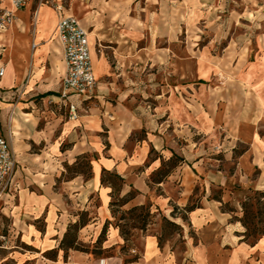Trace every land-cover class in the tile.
<instances>
[{
    "label": "rangeland",
    "instance_id": "1",
    "mask_svg": "<svg viewBox=\"0 0 264 264\" xmlns=\"http://www.w3.org/2000/svg\"><path fill=\"white\" fill-rule=\"evenodd\" d=\"M60 2L90 35L95 85L67 125L57 84L29 98L44 111L39 126L59 118L29 155L5 130L15 171L0 185V264H264V234L243 241L235 220L246 196L264 190V0ZM40 5L58 18L28 4ZM65 128L85 152L62 150ZM85 154L90 179L70 168ZM103 167L123 177L113 191ZM79 221L80 250L58 249Z\"/></svg>",
    "mask_w": 264,
    "mask_h": 264
},
{
    "label": "crops",
    "instance_id": "2",
    "mask_svg": "<svg viewBox=\"0 0 264 264\" xmlns=\"http://www.w3.org/2000/svg\"><path fill=\"white\" fill-rule=\"evenodd\" d=\"M33 9L27 5L17 11L10 27L5 31L0 30V69L3 70L0 77V96L3 95V99H0V123L4 130L8 129L11 133L13 148L18 156L29 155L33 144L38 145L51 137V129L59 121V118L47 119L43 126H39L41 108L29 99L44 94L51 89L52 84H57L59 88L64 71L63 49L56 27L57 16L41 5ZM32 12L38 16L35 22L26 20ZM8 60L9 65L4 67L3 63ZM7 93L10 98L12 96V100L15 96L19 99L12 102L4 100ZM79 118H70L64 125L79 122ZM78 134L67 132L66 128L58 134L59 139L71 144L66 149L69 153L80 154L87 150L81 145L83 142ZM53 148L60 150V142ZM92 184L95 187L96 181ZM134 198L126 203H131Z\"/></svg>",
    "mask_w": 264,
    "mask_h": 264
},
{
    "label": "built area",
    "instance_id": "3",
    "mask_svg": "<svg viewBox=\"0 0 264 264\" xmlns=\"http://www.w3.org/2000/svg\"><path fill=\"white\" fill-rule=\"evenodd\" d=\"M33 0H0V30L7 29L15 17V12ZM58 13L57 34L63 49L64 71L59 80L57 99L69 111V117H79V104L88 98L95 85L92 63L91 39L87 30L72 14L63 13L60 0H40ZM3 70L0 69V75ZM15 171V159L8 134L0 124V185L11 183ZM100 264H105L102 260Z\"/></svg>",
    "mask_w": 264,
    "mask_h": 264
},
{
    "label": "trees",
    "instance_id": "4",
    "mask_svg": "<svg viewBox=\"0 0 264 264\" xmlns=\"http://www.w3.org/2000/svg\"><path fill=\"white\" fill-rule=\"evenodd\" d=\"M67 149L65 146L62 147V150ZM80 160V161H79ZM78 167V168H77ZM70 168L75 171L76 175L82 174L86 177V179H90L92 177V161L91 158L88 155H81L79 156L76 161L70 166ZM79 168H87V170L82 169L81 171H78ZM169 173V172H168ZM166 173V174H168ZM72 178V176H71ZM108 182L110 186L112 187V191L116 189L117 183L121 185L123 183V177H121L117 172L115 171H109L106 168H102V172L100 175V182ZM154 182H161L162 179H154ZM121 182V183H120ZM121 187V186H120ZM122 202L121 205L125 204L130 198H121ZM111 205L113 206L114 203L111 202ZM198 205H186V211H192L194 210ZM147 207L145 205H139L134 206L131 211H135L140 209L141 211L145 210ZM242 208V216L235 217L236 221L241 222V224L244 226V231L242 232V240L250 242L251 244H255L258 239L262 237L264 234V190H254L252 194L247 195L245 200L241 203ZM225 211H231L234 212V209H229ZM142 212H140L141 217ZM164 220L166 224L178 227V225L170 220H168L166 217H164ZM84 223L75 222L72 223L68 229L66 230L61 243L58 247V249L68 250V249H79L78 245H76V238H71L72 231L75 229L77 230L81 225ZM107 232V222L104 223L103 228L101 230V233L98 237V240L101 241L105 239V235ZM123 234V233H122ZM251 240V241H249ZM54 252L53 255L48 256L51 259H54L56 257V250H52ZM86 251V250H85Z\"/></svg>",
    "mask_w": 264,
    "mask_h": 264
},
{
    "label": "bare ground",
    "instance_id": "5",
    "mask_svg": "<svg viewBox=\"0 0 264 264\" xmlns=\"http://www.w3.org/2000/svg\"><path fill=\"white\" fill-rule=\"evenodd\" d=\"M80 23H82V22H80ZM82 25H84V24L82 23Z\"/></svg>",
    "mask_w": 264,
    "mask_h": 264
}]
</instances>
